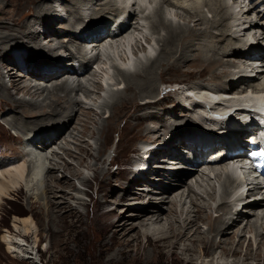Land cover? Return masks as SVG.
<instances>
[{"label":"bare ground","instance_id":"6f19581e","mask_svg":"<svg viewBox=\"0 0 264 264\" xmlns=\"http://www.w3.org/2000/svg\"><path fill=\"white\" fill-rule=\"evenodd\" d=\"M151 1L153 2V0ZM263 1L264 0H258L257 2L263 3ZM60 2H62V0H55L54 3L56 4L53 9L49 7L50 4L47 6V4L44 5L42 3H38L34 11L35 18L33 21H25L23 24L16 25L17 29H14L15 27H2V31H0V53L2 55V62L6 63V61H9L12 63L11 66H13L4 67L2 62H0V67H4L2 69L8 71L5 75L0 73V95L12 106L19 109L17 111H19L24 116L23 119L17 117L18 113L14 111L15 116L11 118L10 123L11 125L14 123L13 127L23 132H26L27 130L32 131L33 129L39 130L42 128V131L34 132L38 133V135H28L27 137L23 138L21 143L22 148H20L21 151L24 153V148H28L31 145L36 146L37 143H40V147H46L50 141L55 140L54 137L59 135H61V137L65 136L64 129L74 120V118H72V120L70 119L68 121L69 117L75 112V110L68 109L67 111L64 106L70 105L72 107L73 104L75 105L76 99L74 100L72 98L73 92L68 88L67 85L75 84L74 81L69 79L71 77L69 73L65 74L66 79L63 80L64 82L62 81L57 86L55 85L51 91L49 90L48 95L50 97H54V100L48 107L46 106V108H42L40 106V102L37 103V101L35 102L33 99L31 101L25 98L16 99V97H13V95L10 94L12 93V89L15 90V93L22 92L25 95L32 96V98L40 93L42 95L44 93L43 86H36V84L31 85L32 83L22 85V80L18 78L20 76L25 77L26 75L18 76V74H16L17 71L26 70L28 72V76H30L31 79L40 78L44 80L46 78L53 79L64 71L73 70L74 74L76 75L80 73L77 76L86 78V75L91 72L88 71V67L97 66V69L93 72V74H91V76H97L100 74V70L106 74L104 67L100 68L99 65L103 64L104 62H106L105 65H108L107 63H109L114 69L117 70L120 78L118 75V80L117 78L115 80L116 83L113 80H111L113 81L111 84L106 83L107 87L112 86L113 89L111 92L109 91L110 96L108 99L101 103V109H108L112 112V114H115V116L113 119L111 116V119L109 118L107 130H105L103 133L104 140L102 142V146L108 144L110 140V132L114 127V119L121 117V111L126 110L127 106L125 103L133 104L135 108L138 107L137 111L141 112L138 115L140 123L137 124V126H134V128L138 130L139 133H145L144 136L147 144H155L158 142L157 140H163L162 145L158 149L153 147L152 150H149L146 153V156L140 155V158L135 162L139 165L143 172L147 170L149 172L151 168L152 170L157 168L155 170L158 171L156 173L157 177L155 178L154 175L151 176L152 172H150L149 176L147 175L140 178L138 177L140 176L139 172L129 170V174L134 176V178L130 183L128 182V185L126 183L123 187L120 186L123 190L122 195L120 194L121 199H125L127 197L130 199H141V205L137 207V210H135L136 212L132 213L130 216L134 221H137L135 225L130 224L132 226L131 229L138 227L135 240L138 242L139 240L145 239L148 245H146L144 249L148 248V246H153V250L158 254V258H163L164 252H168L171 255H176V261L178 263L228 264L227 262H222V260L225 258H235V260H233V264H240L242 261L245 262L244 264H248L251 260L256 261L257 264H264V255L262 253V250L264 249V235H261L262 242L259 246H257L258 248L255 251V254H252L254 242L252 243L249 240V243L244 250L242 240V235H244V232H246L245 229L247 230L246 233L255 232L254 237L256 241L260 237L258 226L261 223V226L264 227V188H261V193H255L254 189L251 188L249 189V196L238 197L235 200L230 201L228 196L231 194L233 188L237 187L238 185L236 184V180L233 175L226 171L227 168L225 165L227 161H224L225 157L210 163L211 168L215 170L216 182H218L223 189L222 193L219 194V198L217 197L218 193L215 183L204 184L208 180H205L203 175H200V171L198 172L199 168L205 166L206 161H212L209 158L210 154L211 156L215 155L224 149L221 145H229V142L234 138L238 139L237 143H239V136L242 135L241 133L244 131L247 125L244 122H240L238 118L236 121L235 116H241L244 119L249 117L250 113L247 110L254 108V104L260 99V96L264 97V94H262L264 91L262 89L264 87V63L261 64L262 66L259 65L258 67H251L252 69L250 68L249 71L245 68L249 67V65H246V62L252 61V59H244L249 55L250 51H252L253 54H261L264 51V39H260L252 35L260 30L264 25V10H258L259 15H257L255 18H251V14H254L257 11H253L255 6H250L248 9L241 7V9L237 10L238 7H235L234 4H237L238 0H192L191 4L188 5L186 4L185 0H161V6H159V2H157V4L151 10L150 8L147 9L148 7H145L142 4V0H126L123 2L121 0H107L105 5H101L99 9L97 8L92 11L90 16H86L85 13H82L83 11L80 12V10H82L83 6L85 7L90 5V3L93 2L92 0H69L70 5H68V7L65 5L63 10L70 14L69 25L62 28L70 31L73 37L80 35V39L84 41L88 40L90 37H96V39L102 40H96L89 43L86 42L79 45L77 43V45L73 44V46H75V51L70 48L68 49V47L66 48L65 46L66 49L64 50L72 52L69 53L66 58H64V55L60 50L51 47L46 49L47 46L44 47V45L41 43L42 41L40 42V39L36 37L35 34L36 24L42 26V29H44L42 32L43 34L41 35H47L51 33L52 28L54 29L55 26L54 21L58 20L56 15L58 10H55V8ZM165 4L185 9V12H187V15H185L186 17L179 16L181 15L179 12H175L174 14L176 20L182 18L183 22L185 23L181 24V21L174 20V17H171L173 20L166 17L167 12L169 11L165 9L161 11V7L163 8ZM106 5L109 7L103 9V6ZM205 10L212 14L211 20H207ZM48 11H50L52 14L50 17H47ZM168 14L172 13L169 12ZM132 17L137 18L135 19L136 21H134V24L132 21H130ZM87 18L89 20V24L86 25L84 30H80L78 32L75 24L78 21L84 23L86 22ZM139 18L150 21V30H153L154 35L158 36V34H160V36H158L156 39L159 44V51L157 50L159 53L158 55L149 54V46L146 45L145 48H140L142 42L137 40L133 46L132 52V56L137 57L136 61L135 59L129 58L128 54L126 53L128 49H126V47L130 46L131 41H128V43L127 41H124L123 46L120 47L121 49H116V51H113L112 48L117 45L118 42L126 40L128 36H132V32L134 33L135 31L137 32L141 29H144L142 28L143 23ZM225 19H227L226 24ZM230 19H232V21H230ZM111 20H113V22ZM192 20H196V25L198 28L201 25L205 26L210 24L216 31L213 35L215 39L220 42V45H218L219 47L208 46L209 42L205 39L208 38L207 33L209 30L206 32L200 31L198 33V29L197 31L191 29L187 24H191L193 22ZM113 24H116V27H114L113 30H110V27ZM108 26L109 30H107V32L113 33L112 42L114 44H108L107 46L104 45L103 42L110 38L109 34H107L108 37H104V35L107 33H105V30ZM148 29L149 28L147 26V30ZM163 32L166 34L162 35L161 33ZM53 33H55L54 30ZM241 35H247L245 42L240 39ZM196 36L198 38L197 42H200V45L199 47L195 48L194 46L196 44ZM48 39L50 43L54 41V37H49ZM143 39H145L146 44H152V39L148 36L143 37ZM64 41L67 42V40H63V42ZM16 44L22 47L26 45L28 46V55L22 57L24 60L23 64L18 62V53L13 52L9 55L11 51L15 50L14 46H16ZM10 47L14 49L11 50ZM59 47L64 48L62 43L61 46L59 45ZM216 50H219L218 56L209 55L204 52L208 51L214 54ZM115 52L117 53L116 55ZM142 53H145L144 57H138L139 54ZM30 54L31 58L38 56L37 60L35 61L36 64L40 63L39 61H41L43 58H45L44 61L47 62L51 61L52 59L53 61L41 65L32 64L31 66L28 65L27 67L24 65V63H26ZM193 54L199 56L198 62H201L200 65H196L198 67H193L194 69H199L196 70V72H200L203 65L213 70L212 75L207 81L209 82L208 84L201 82L190 87L193 90H201L196 97L202 101L203 104L200 102L189 101L188 99L185 101L180 99L179 102L183 103L184 105H180L178 102L177 112L181 111L182 113H185L187 116H189V121L186 120L184 122H176L175 120L174 123H169L167 120H165V115H169L170 112L168 110L162 109L161 101L157 99L158 95H160L159 90L157 91V95L155 94L156 88L159 87V84L157 83L159 80L158 77L160 76V78H162L167 72L171 70H177L179 65H185L191 61L194 56ZM12 56H16L18 60H12L11 62ZM67 58H71L72 61L70 63L63 61ZM221 59L223 60L221 61ZM229 61L234 65H230ZM74 62L79 65L78 69H76L74 66ZM192 64L194 63H191V65ZM257 64L258 63H255L254 65ZM229 66L236 67L237 70L233 69L232 71L230 70L231 67ZM227 68L230 71L227 70ZM246 70H248L251 75H243ZM63 76L61 75V77ZM6 78L9 79V82H11V87L8 85V82H6ZM78 84L81 85L82 83H77V85ZM98 86L96 88L97 90L105 92V86L103 87L102 84H99ZM241 87L243 89H241ZM249 88L252 89L249 90ZM66 89H68V91ZM79 90H85L83 85L79 87ZM208 91L215 92L216 94H210ZM57 93H61L62 95L60 96ZM215 102L217 104L215 106L214 112L220 114L217 119L220 121L224 119V121L212 123V125L215 127V129H212L210 126L208 127L206 122H204L205 119L202 116L194 112V109H204L206 106H210ZM136 104H139L140 106L137 105L136 107ZM232 107H235L236 109L231 110L230 108ZM47 108V111L51 112L52 114L44 113ZM229 112L233 115H229L228 119L225 120L224 115L228 114ZM171 114L173 116L175 115L174 112H171ZM197 119L199 122H197ZM150 120L163 121V123H156L155 127H151L149 124L145 123V121ZM110 121H112V123H109ZM56 125L59 127L55 128ZM216 126H220V128L216 129ZM163 129L165 130V139L161 138L160 135V131ZM52 132L53 136H50V133ZM174 132L175 135L173 140L175 141H170V139L167 137L168 133L172 134ZM92 135H95V133L90 132L89 128L85 126L83 138ZM89 146L90 145H79L77 148V153L72 154L68 151L66 154L83 163L86 157L92 156ZM165 149H167V151ZM184 150H187V155H185V157L182 155V151L184 152ZM103 151L104 148L102 147L100 149V153ZM140 151L142 152V149H140ZM178 151L181 152V154L175 153ZM25 154L27 155V153ZM152 154L153 156H151ZM154 154H157L156 159H154ZM100 155L96 158L94 157V159H97L99 163H102L103 159ZM172 158H174L173 161H170ZM24 159L27 160L26 158ZM147 160H150V162L153 160L157 161L156 165H152V163L147 165ZM201 161L203 162L199 165V168L192 170L190 166H194ZM29 162L32 163V161ZM168 163H175L177 165L174 168H170L166 165ZM180 164H187L189 167ZM5 166L6 165L4 164V167H0V205L5 200H8L13 194H21L24 190H27L26 188L32 187L30 184L35 181V178L33 177L36 176H33V174H36L33 173V167L36 168L35 164L32 165L33 167L31 165L25 166L24 164H17L13 166L10 165L9 167ZM46 166V171L49 170L48 168H51V170L47 172V175L49 173L48 177L51 178L52 181L45 188L46 197L48 198V195L51 196L48 198L49 201L46 205H48V210L50 209L51 214L54 216L57 215L58 208H56L57 204L54 203L51 198H56L57 193L59 191H63L65 186L73 188L72 186L74 185L71 184L69 180L64 178L60 184L56 183L57 178L53 175L56 166L52 165V163H49V165L46 164ZM62 169L72 177H78L81 175L80 172L78 173L68 163H65ZM38 170L40 171V169ZM93 171L97 173L95 178L102 179L99 190L100 194H102L101 198L106 199L105 201L107 202V197L109 196L107 189H109L112 184L110 174L107 172H101L99 169H93ZM196 171L198 174L194 175L193 173H196ZM26 172L27 174H25ZM40 176L41 174L39 177ZM245 176L250 178V171H245ZM188 182L189 184L187 187L186 185ZM26 183H28V187ZM251 184L252 183L248 184V186H251ZM136 185L141 187H136ZM174 185L177 187L179 186V188L182 187V189H185L183 187L186 186L187 189L186 191L178 194V192H180L182 189L180 188L179 190H173ZM151 186L156 187V189H152ZM134 188H137V190H141L142 192L146 191V193H151V195L144 196L143 193L139 194L137 191L132 190ZM198 189H200L199 192L197 191ZM184 196L186 197L184 198ZM257 196L260 197L254 201H250L251 198ZM185 199L190 200L192 210L191 208L187 210L184 208L180 209L181 206L178 207L179 204L186 201ZM167 202H170L171 206L169 207L167 214H164L162 206ZM214 202H218L216 208L218 215L215 219H213L212 216L207 213V211L212 208V204ZM97 203L99 209L98 211L100 212L102 205L100 201ZM113 215L114 213L112 212L102 213L101 216L98 215L100 219V241L96 250L98 254L96 252V254H94L95 259L93 258L94 263L96 264L129 263L125 250L119 251L118 256L116 254L111 255V253L114 252L117 244L116 238L119 234L118 231L121 229L119 228L121 223L116 221ZM201 222H206L209 225V232L207 234L204 233L205 235L201 234ZM244 223H246V225L243 229H241V226ZM19 225L22 226V230L19 228ZM14 227L17 229L19 234L23 236V238L30 237L35 230H33V218L30 216L20 220L15 219ZM128 228L130 230V227ZM231 230L233 232L232 235L229 238H226V236L231 233ZM36 233L37 232L35 231L34 234ZM208 234L213 235V238L209 239ZM34 236L38 241V235L36 234ZM222 236H225V238L222 239ZM13 237L15 236H4V242L6 241L9 245L8 252H18L17 249H19L21 244L14 240ZM218 251L219 258L221 259L220 262L219 258L218 260L216 259ZM108 254H110L109 257H106ZM119 256L121 257L120 260L117 259ZM136 259L139 261H134L136 264L149 263V261L144 262L141 259L135 258V260Z\"/></svg>","mask_w":264,"mask_h":264},{"label":"rangeland","instance_id":"374dc122","mask_svg":"<svg viewBox=\"0 0 264 264\" xmlns=\"http://www.w3.org/2000/svg\"><path fill=\"white\" fill-rule=\"evenodd\" d=\"M54 1L55 0H51V1L50 0H0V31H2L1 30L2 27H15L14 29H17L16 25L23 24V22L25 21H30V20L33 21L35 18L34 11L38 3H42L44 5L47 4V6L50 4L49 7L53 9L56 4L54 3ZM92 1L93 2L90 3V5L85 6V7L83 6L80 12L83 11L82 13H85L86 16H90L92 11H94L97 8L99 9L101 5L103 4L105 5V3H107L106 2L107 0H104V1L103 0H92ZM121 1L123 2L126 0H121ZM146 1L149 3H147ZM160 1L161 0L159 1L153 0L152 2L151 0L149 1L142 0V4L145 7H148L147 9L150 8L151 10L157 4V2H159V6H161ZM257 1L258 0H238V3L234 4V6L238 7L237 10H239L241 9V7L244 9H248L250 6L254 5L255 8L253 11L254 12L256 10L257 11L254 14H251L252 16L250 17L255 18L257 17V15H259L258 10H261V11L264 10V1L263 3H261L262 1L261 2H257ZM185 2L188 5V4H191L192 0H185ZM65 5L67 7L68 5H70L69 0H62V2L56 5L55 10H58L56 13L58 20L54 21L55 26H54V29L52 28L50 34L41 35L43 34L42 32L44 31V29H42V26H39L38 24L35 25L36 26L35 27L36 37L40 39L39 40L40 42L42 41L41 43L44 45V47L47 46L46 49L51 47V48L60 50L61 53L64 55V58H66L69 55V53L72 52V51L69 52V51L64 50L67 47L68 49L70 48L73 51H75L74 50L75 46H73V44L79 45V44H83L86 42L89 43V42L96 41V40H102V39H96V37H90L88 40L84 41L80 39L81 38L80 35L73 37L70 31H68L65 28H62V27H67L69 25V20H70V14L67 13L66 11H63ZM108 7L109 6L107 5L103 6V9L108 8ZM178 8L179 7H173V6H169L165 4L163 8L161 7V11L165 9L171 12L172 14H168L169 12H167L168 16L166 15V17H168L169 19H172L171 17H174L175 18L174 20H176V17L174 16L175 12L176 13L179 12L181 15L179 14L178 15L181 17L182 16L186 17L185 15H187V12H185V9L183 8L178 9ZM47 13H48L47 17H50V15H52L50 11H48ZM205 15L207 17V20L208 19L211 20L212 14L209 13L207 10H205ZM71 18H72V15H71ZM135 19L137 18L132 17L130 21H132L134 24V21H136ZM139 19H141V22L143 23L142 28L144 29H141L140 31H137V32L135 31L136 33L132 32V36H128L126 40L118 42V44L112 48L113 51H116V49H121L120 47L123 46L124 41H127V43L128 41H131L130 46L126 47V49L128 48L126 53H129V55L131 56L130 58L135 59L136 61H137L136 59L137 57L132 56L133 55L132 52H133V46L135 45V42L137 40H140L142 42V45H140L141 46L140 48L142 47L145 48V46L148 45L150 49L159 51V44L156 39L158 36H160V34H158V36L153 34V30L152 31L150 30V21L148 20L146 21L145 19L143 20L142 18H139ZM176 21H181V24L185 23L183 22L182 18H179ZM192 21L193 22L191 24L188 23L187 25L191 29H194L196 31L198 29L197 31L198 33L200 31L206 32L207 30H209L207 33L208 38L205 39L209 42L208 46L219 47L218 45H220V42H218V40L215 39L213 35L216 31L213 29V27L210 24H207L205 26L201 25L202 27L200 26L201 28L200 27L198 28L196 25V20H192ZM230 21H232V19H230ZM145 22H147L148 24ZM77 23L75 24V27L78 29L77 31L79 32L80 30H84L86 25L89 24V20L87 18L86 22L83 23L81 21H78ZM226 23H227V19H225V24ZM147 26L149 28L148 30H147ZM151 28H152V24H151ZM53 30L55 31V33H53ZM107 30H108V27L106 28L105 33L107 32ZM37 31H38V35H37ZM161 34L165 35L166 33L163 32ZM145 35L152 39V42H151L152 44L150 45L146 44L145 39H143V37H146ZM105 36L107 35L105 34L104 37ZM49 37H54V41L51 42L52 44L49 42V39H48ZM246 38H247V35L246 36L241 35L240 37V39L243 42H245ZM63 40H67V42L66 41L63 42ZM197 40L198 38L196 36V44L194 46L195 48L199 47L200 45V42H197ZM61 43L63 44L64 48L59 47V45L61 46ZM17 46H18L17 44L16 46H14L15 50L11 51L9 55L12 54L13 52L18 53L19 60L17 59L16 56H12L11 62L12 60H16V61L18 60L19 63L23 64L24 60L22 57H25L28 55L27 53L28 46L27 45L24 47L22 46L17 47ZM12 47H10L11 50L14 49ZM158 51H157V55L159 53ZM216 51L214 52V54L208 51H204V52L209 55L218 56L219 50H216ZM31 54L29 55V58L27 59L26 63H24V65H26L27 67L28 65L31 66L32 64H36L35 61L38 58V56L31 58ZM116 54L117 53L115 52V55ZM144 54L145 53L139 54L138 57L143 58ZM198 57L199 56L194 55L191 61H189L185 65H179L177 67V70H174V71L171 70L167 72L166 74L163 75V77L161 76L162 78H160V76L158 77L159 80L157 83L159 84V87L156 88L155 94L157 95V91L159 90L160 95H158L157 99L161 101L162 109L168 110L170 112L169 115H165V120H167L169 123H174L175 120L176 122H181V121L184 122L186 120L189 121V118H188L189 116H187L185 113H182L181 111L177 112V104L180 101V99L176 97V95L178 94V91L180 90V89L178 90L176 89L178 88L177 84L181 87L183 86L191 87L201 82L204 84L209 83L207 81L212 75V71H213L212 69H209L207 68V66L203 65L201 67L202 69L200 70V72H196V70H199V69L193 68V67H198L196 66L197 64L198 65L201 64V62H198L199 60ZM44 60L45 58L41 59V61H39L40 63H37L36 65H41V64H45V63H49L53 61V59L48 62ZM222 60L223 59H221V61ZM63 61H65L66 63H70L72 59L67 58ZM0 62H2L1 53H0ZM252 62L254 63L249 64V67H247V69H250L251 67L253 68L254 66H257V67L259 65L262 66L261 64L264 63V51H263V55L258 60H254ZM191 63H194L195 65L194 64L191 65ZM255 63H258V64L254 65ZM2 64L4 65V67L12 65V63H10L9 61H6V63L2 62ZM105 64L106 62H104L103 64H100L99 67L100 68L104 67L106 74L100 70V74H98L97 76H91V74H93V72L97 69V66H93V67L90 66L88 67V71H91V72L88 75H86L87 77L85 76L86 78L84 77L82 78V76H77L80 73L76 75L74 74L73 70L64 71L60 73L57 76L59 79L55 77L57 79L46 78L44 80L40 78L31 79V77L28 76V72L26 70L17 71L16 74H18V76L26 75L25 77L20 76L18 78L22 80V85L32 83L31 85L36 84V86H41V87L43 86L44 93L43 95L40 93L33 98L32 96L25 95L22 92L15 93V90L13 89L11 90L12 93H10V91L9 93L13 95V97H16V99L25 98L29 101L33 99V101L35 102L37 101V103L40 102V106L42 108L44 107L46 108V106L48 107L53 102L54 97H50L48 95L49 90L51 91L55 85L57 86L64 79H66L65 74L69 73V75L71 76V77L69 76L70 77L69 79L71 81H74L76 84V85L72 84L73 86L70 84H67L68 88L73 92L72 98L74 100L76 99L75 105L73 104L72 107L70 105L64 106V108L67 111L68 109L75 110V112L71 114L70 116L71 118L69 117L68 121L70 119L72 120V118H74V120L70 124H68L67 127L64 129L65 136L61 137V135H59L57 137H54L55 140L50 141L48 143V146L46 147H40V143H37L36 146L31 145L28 148H24L25 149L24 153L21 151L20 148H22L21 143H22L23 138L27 137L28 135H34V134L38 135V133H34V132L42 131V128H40L39 130L33 129L32 131L27 130L26 132H23L13 127L14 123H12L11 125L10 120L13 116H15L14 111L18 113L17 117H20L23 119L24 116L19 111H17L19 109L12 106L9 102H7L6 99H3V97L0 95V159H1L0 167H4V164L6 165L5 167H9L10 165L13 166L17 164L18 165L24 164L25 166H28V165L32 166L33 164H35L36 168L32 166L33 171H34L33 173H36V174H33V176L36 175L39 177V175L41 174L39 178L36 176L33 177L35 178L34 179L35 181L30 184L32 187H29V188L25 187L27 190H24L21 194H18V193L13 194L8 200H5L0 205V264H83V263L96 264L94 263V259H95L94 254H96L97 252L96 251L97 246L100 241V236H99L100 235V226H99L100 219L98 215L101 216L102 213H106V212L114 213L113 216L115 220L121 223V226L119 227L121 229L118 231L119 234L116 238V243H117L115 247L116 250L114 249V252L111 253V255L116 254L118 256L119 251L125 250L126 257L129 262V263L127 262L128 264H136L134 261L139 262L137 259L135 260V258L141 259L144 262L149 261L148 264H184V262L178 263L176 261L177 256L171 255L168 252H164L163 258H158V254L153 250V246H148V248L144 249V247L148 245L145 239L139 240L138 242L135 240V236L138 232V229H137L138 227L131 229L132 228L131 225H135L137 221H134L132 217L130 216L132 213H135L136 212L135 210H137V207L141 205V199H137V198L130 199L129 197L125 199H121L120 197L123 193L122 187L126 183L128 185L131 182V180L134 178V176L129 174V172L131 171L130 168L133 167V162H134V167L137 168L138 164L135 162L140 158V155L146 156V153L149 150H152L153 147L158 149L162 145L163 140L161 141L157 140L158 142H156L155 144L153 143L147 144L145 140V136H144L145 133H139L138 130L134 128V126H137V124L140 123V120L138 119V115L141 112L137 111L138 109L137 105L138 106L140 105L136 104L137 108H135L133 104L125 103L127 106L126 110L121 111V117H118V119H114L115 121L113 124L114 127L112 128L110 132V140L108 144L105 146H102V142L104 140L103 133L105 130H107L109 118L111 119L112 117L113 119L115 114H112V112L108 109H103V108L101 109V103L105 101L106 99H108V97L110 96L109 93L113 89L112 86H111L112 88L109 86L107 87L106 83L111 84V82L113 81L115 82L117 76L119 75L117 70L114 69L111 64L109 63H107L108 65H105ZM229 64L234 65L230 61H229ZM74 66L76 67V69L79 68V65H77L76 62H74ZM4 67H0V71H2L0 73L3 75H5L8 72L7 70L2 69ZM229 67H231L230 70L232 71L233 69L237 70L236 67H232V66H229ZM227 70L229 69L227 68ZM61 75L62 76L65 75V76L61 77ZM119 78H120V75H119ZM6 82H8V85L10 87L12 86L11 82H9V79L6 78ZM77 83H82L81 85H83L85 90L80 91L79 87L81 85L80 84L77 85ZM99 84H102L103 87L105 86L104 87L105 92H102L96 89ZM241 89L243 88L241 87ZM251 89L252 88H249V90ZM66 90L68 91V89ZM59 95L61 96L62 94L60 93ZM97 98H100V99H97ZM180 105H184V104L180 103ZM47 110L48 108L44 112V109H43V112L45 114H52L51 112ZM171 112H174L175 115L173 116ZM189 114H192V113H189ZM237 118L238 117H236V121H237ZM112 121H110L109 123H112ZM150 121H145V123L149 124V126L151 127H155L156 123L157 124L163 123V121H157V120H150ZM197 122H199L198 119H197ZM57 123H60V122H57ZM85 126L89 128L90 132H94L95 135L87 136L83 138V131H84ZM58 127L59 126L56 125L55 128H58ZM164 131H165L164 129L160 131L161 138L163 139H165ZM160 135H159V138H160ZM174 135H175V132L172 134L168 133L167 137L170 139V141H175L173 140ZM50 136H53V132L50 133ZM79 145H83V146L90 145L89 150H91L92 152V156L86 157L83 163L66 154V152L68 151L71 152L72 154L77 153V148ZM102 147L104 148V151L100 153V149ZM140 149L147 150V152H141ZM165 150L167 151V149ZM186 152L187 150H184V152L182 151V155L184 157L185 155H187ZM25 153H27V155ZM175 153L181 154V152L179 151ZM99 155L103 159L102 163L101 162L99 163L97 159L96 160L94 159V157L96 158ZM210 155H209V158L211 157ZM151 156H153V154ZM156 157H157V154H154V159H156ZM24 158H26L29 161H32V163L25 160ZM173 159L174 158L170 159V161H173ZM156 162L157 161H154V160L150 162L149 160V163H152V165H156ZM201 162L194 166H190V167L192 168V170L196 168L198 169ZM49 163H52V165L56 166L54 169V174H53L57 178L56 183L60 184L64 178V179L69 180V182L74 185L72 186L73 188L65 186L63 191H59L57 193L56 198L55 197L54 199L51 198V200L57 204L56 208H58V213L57 215H54V216L53 214H51L50 209L48 210L49 208L48 205H46L49 201L48 198L51 196L48 195V198H47L45 195V188L47 187V185H49L52 182L51 178L48 177L49 173L47 175V172H49L51 168H48L49 170L46 171L47 170L46 164L49 165ZM65 163L70 164V166L74 168L78 173L80 172L81 175L78 177H72L70 174L65 172L62 169ZM166 165L170 168H174L176 167L177 164L168 163ZM180 165H184V164H180ZM184 166L189 167L187 164H185ZM38 169H40V171ZM93 169H97V170L99 169L101 172H107L110 174L112 184H111V187L107 189V193H109V196L107 197V202L105 201L106 199L101 198L102 194H100V190H99L100 182L102 181V179L95 178L97 173H95ZM156 169L157 168H154V170H152L151 168L149 172L148 170L143 172L142 169H139L135 172H139L140 176L138 177L140 178L145 177L147 175L149 176V173L152 172L151 176L154 175V177L156 178L157 177L156 173L158 172V171H155ZM25 174H27V172ZM193 174L196 175L198 173L196 171V173H193ZM210 176L211 177L208 176L209 180L206 179L208 181L204 184H207V183L214 184L215 183L217 193H218L217 197L219 198V194L222 193L223 189L221 188L220 184L216 182L215 172H214V175L211 174ZM27 184L28 183H26V185ZM188 184L189 182L186 185L187 187H188ZM186 186L183 187L185 189H182V187H180L182 190L178 192V194L186 191L187 189ZM136 187H141V186L136 185ZM151 188L156 189V187H153V186H151ZM180 188L179 186L177 187L176 185H174L173 190H179ZM132 190L137 191L139 194L143 193L144 196L151 195V193H146V191L142 192L141 190H137V188H134ZM199 190L200 189H198L197 191L199 192ZM185 197L186 196H184V198ZM203 197L206 198L205 196ZM138 198H143V197H138ZM99 201L101 202V205H102L100 212L98 211L99 209H98V203H97ZM164 205L162 206L163 211H164V214H167L168 209L171 206V204L170 202H167ZM217 205H218V202H214L212 204V208L207 211V213H209L213 219H215L218 215V213L216 212ZM178 207H180V209L184 208L187 210L191 208L192 210V205L189 199L179 204ZM28 216L33 218V221H34L33 230L35 229L33 234L35 233V231L37 232L36 234L38 235V241L35 239L36 237L34 236L36 234L34 235L31 234L30 237L23 238V236H21L19 232L17 231V229H15L14 227L15 219L20 220L26 217L28 218ZM245 225L246 223H244L241 226V229H243ZM19 226H20L19 228H21L22 230V226L21 225ZM128 227H130V230ZM200 230H201L202 235L204 233L207 234L209 232V225L206 222H201ZM258 230L260 233V237L257 239V241L254 237L255 232L246 233L247 230L245 229L246 232H244V235H242L244 250L247 247L249 240L252 243L254 242L252 254H255V251L258 248L257 246H259L260 243L262 242L261 235H264V227L261 226V223L258 226ZM232 233L233 232L231 230V233L227 235L228 237L226 236V238H229L232 235ZM4 236H10V237L15 236L13 237V239L21 243L19 246V249L16 248L18 252H14V251L12 252L9 251L10 253L8 252L9 245L7 244L6 241L4 242ZM208 238L209 239L213 238V235L208 234ZM221 238L223 239L225 238V236H222ZM12 249H13V246H12ZM218 253L219 251L217 252V257H216L217 260L219 258ZM262 253L264 255V249L262 250ZM109 255L110 254H108V256L106 257H109ZM120 258L121 257L119 256L117 259L120 260ZM220 260L221 259L219 258V262ZM233 260H235V258L234 259L225 258L224 260H222V262L233 264L234 262ZM241 263L244 264L245 262L242 261ZM255 263L257 264L256 261L251 260L248 264H255Z\"/></svg>","mask_w":264,"mask_h":264}]
</instances>
